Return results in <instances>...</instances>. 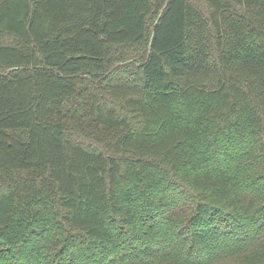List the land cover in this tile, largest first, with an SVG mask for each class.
Segmentation results:
<instances>
[{
    "label": "trees",
    "instance_id": "1",
    "mask_svg": "<svg viewBox=\"0 0 264 264\" xmlns=\"http://www.w3.org/2000/svg\"><path fill=\"white\" fill-rule=\"evenodd\" d=\"M0 264H264V0H0Z\"/></svg>",
    "mask_w": 264,
    "mask_h": 264
},
{
    "label": "water",
    "instance_id": "2",
    "mask_svg": "<svg viewBox=\"0 0 264 264\" xmlns=\"http://www.w3.org/2000/svg\"><path fill=\"white\" fill-rule=\"evenodd\" d=\"M167 2L165 3V5L163 6V8L166 6ZM163 8L161 9L159 15L157 16V18L155 19V24L159 21V18H160V15H161V12L163 11ZM15 68V67H14ZM13 69V68H12Z\"/></svg>",
    "mask_w": 264,
    "mask_h": 264
}]
</instances>
